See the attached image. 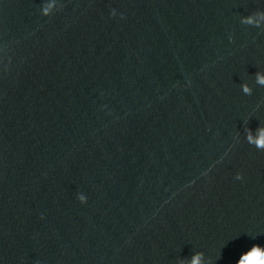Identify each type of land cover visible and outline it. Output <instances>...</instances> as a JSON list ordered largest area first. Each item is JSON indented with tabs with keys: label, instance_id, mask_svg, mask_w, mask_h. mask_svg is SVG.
I'll list each match as a JSON object with an SVG mask.
<instances>
[{
	"label": "water",
	"instance_id": "water-1",
	"mask_svg": "<svg viewBox=\"0 0 264 264\" xmlns=\"http://www.w3.org/2000/svg\"><path fill=\"white\" fill-rule=\"evenodd\" d=\"M258 78L264 0H0V264L264 252Z\"/></svg>",
	"mask_w": 264,
	"mask_h": 264
},
{
	"label": "clouds",
	"instance_id": "clouds-1",
	"mask_svg": "<svg viewBox=\"0 0 264 264\" xmlns=\"http://www.w3.org/2000/svg\"><path fill=\"white\" fill-rule=\"evenodd\" d=\"M258 82L264 83V79H259ZM247 90V89H246ZM258 146L264 147V138L257 141ZM239 175L237 179H239ZM192 264H200L199 256L197 255ZM237 264H264V252L261 251L259 245H253L250 250L242 254L241 258L237 261Z\"/></svg>",
	"mask_w": 264,
	"mask_h": 264
}]
</instances>
